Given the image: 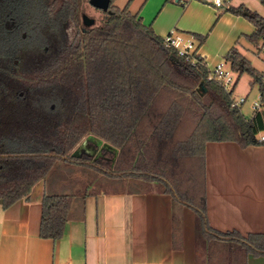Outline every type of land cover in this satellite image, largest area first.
<instances>
[{"label":"trees","instance_id":"obj_1","mask_svg":"<svg viewBox=\"0 0 264 264\" xmlns=\"http://www.w3.org/2000/svg\"><path fill=\"white\" fill-rule=\"evenodd\" d=\"M131 1L120 7L111 0L102 22L87 26L80 18L83 0H0V201L7 207L28 198L60 163L139 179L193 208L198 244H206L209 257L221 247L224 262L244 264L247 253L264 254V233L210 226L206 143L264 144L262 71L236 45L224 56L235 84L247 73L262 93V107L249 117L233 105L234 86L227 90L209 78L199 54L192 63L196 52L167 46L131 11ZM227 10L255 25L245 36L250 43L264 44L263 15L243 4ZM194 35L199 44L206 38ZM13 56L21 71L3 69ZM90 134L113 148L84 144ZM74 196L44 193L42 237L63 235Z\"/></svg>","mask_w":264,"mask_h":264},{"label":"crops","instance_id":"obj_2","mask_svg":"<svg viewBox=\"0 0 264 264\" xmlns=\"http://www.w3.org/2000/svg\"><path fill=\"white\" fill-rule=\"evenodd\" d=\"M222 1L142 0L130 9L160 36L172 29L206 36L194 39L211 69L235 45L245 53V36L255 30L227 7L243 4L264 16L261 0ZM44 193L55 192L42 178L28 198L7 207L0 201V264H229L217 252L209 257L206 245L201 251L193 208L155 184L76 194L58 239L40 235ZM206 212L215 230L264 233V144L206 143ZM244 264H264V254L249 252Z\"/></svg>","mask_w":264,"mask_h":264},{"label":"rangeland","instance_id":"obj_3","mask_svg":"<svg viewBox=\"0 0 264 264\" xmlns=\"http://www.w3.org/2000/svg\"><path fill=\"white\" fill-rule=\"evenodd\" d=\"M127 2L128 0H114V3L120 7L124 6ZM141 2L142 0H132L130 3V8L132 10L137 9ZM84 14L95 18V24L98 25L104 19L106 12L105 10L93 6L89 2V0H83L80 10L81 21ZM246 46L248 49L244 51L245 54L251 59L252 64L260 70L264 69V44L262 43V41L258 43L249 42V44H247ZM250 81V75L244 73L239 77L233 89L234 97L246 96V99L240 105V108L241 111L249 117L253 114L254 102L259 98L258 86H252ZM262 133H264V131H262ZM85 143L86 142L84 141V144ZM82 147H85V145H82ZM78 148L76 150H78ZM44 180L46 188L50 192H70L75 195L83 194L86 190L90 192H99L103 190H134L150 187L146 182L139 179L122 181L117 177H104L102 174L96 173L93 170L84 167H65L62 163H60V165L54 166L44 177ZM205 245L206 244H204V242H199L201 251H204L206 249ZM215 250L218 254H220V256L221 254L225 255L223 248L219 247Z\"/></svg>","mask_w":264,"mask_h":264},{"label":"built area","instance_id":"obj_4","mask_svg":"<svg viewBox=\"0 0 264 264\" xmlns=\"http://www.w3.org/2000/svg\"><path fill=\"white\" fill-rule=\"evenodd\" d=\"M214 2L218 6L223 3L222 0H214ZM163 38L167 46L176 48L180 54L190 56L193 52H196L193 54L191 62L194 63L196 61L195 55H197L198 52L193 36H186L182 32L172 29L165 36H163ZM209 71V78H216L227 90H230L234 86L236 74L224 60L218 62L213 68L209 69ZM262 78L264 80V70H262ZM245 99L246 96L234 97L233 105L240 106ZM262 103V93L259 92L258 100L253 104V112L259 110L262 107ZM259 139L264 140L263 133L260 134Z\"/></svg>","mask_w":264,"mask_h":264},{"label":"water","instance_id":"obj_5","mask_svg":"<svg viewBox=\"0 0 264 264\" xmlns=\"http://www.w3.org/2000/svg\"><path fill=\"white\" fill-rule=\"evenodd\" d=\"M110 1L111 0H89V2L99 8V9H102V10H107L109 8V5H110ZM83 22L85 23V25L87 26H93L95 25L96 23V20L95 18L93 17H90V16H87V15H83ZM88 141H94L97 145L101 146V147H106L108 149H112L113 146L110 145L109 143L107 142H104L101 138H99L98 136H95L93 134H90L86 139H85V142H88ZM75 155H78V150H76L74 152Z\"/></svg>","mask_w":264,"mask_h":264},{"label":"flooded vegetation","instance_id":"obj_6","mask_svg":"<svg viewBox=\"0 0 264 264\" xmlns=\"http://www.w3.org/2000/svg\"><path fill=\"white\" fill-rule=\"evenodd\" d=\"M24 35V34H23ZM7 61L10 63L9 65H3V69L15 72V71H21L22 67L20 66V59L18 57H11L8 58ZM19 79V78H18ZM26 86H25V90H26ZM24 93V90H20L19 94L22 95ZM103 147L100 146L99 150L102 149Z\"/></svg>","mask_w":264,"mask_h":264}]
</instances>
